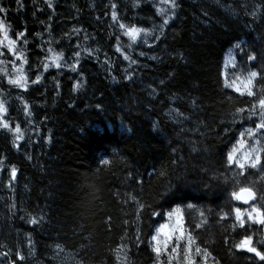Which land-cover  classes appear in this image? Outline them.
I'll use <instances>...</instances> for the list:
<instances>
[{"label": "trees", "instance_id": "trees-1", "mask_svg": "<svg viewBox=\"0 0 264 264\" xmlns=\"http://www.w3.org/2000/svg\"><path fill=\"white\" fill-rule=\"evenodd\" d=\"M176 3L172 10L164 0H51L49 8L48 0H0L10 37L26 33L28 43L17 46L29 61L27 90L0 73L6 119L24 131L14 147L12 133L0 130V253H8L0 264H120L121 244L129 264H167L170 251L158 261L151 237L174 209L211 253L206 264H261L228 250L225 237H240L219 213L244 206L231 199L241 186L264 196V172L249 169L238 184L239 169L226 161L260 121L247 111L255 100L224 86L249 70L264 72V0ZM120 23L148 29L151 43L143 32L131 41ZM152 35L160 39L152 43ZM49 48L62 54L59 68L45 59ZM0 61L10 74L20 63L3 46ZM254 91L264 94V78ZM237 108L246 110L234 115ZM257 139L264 147V130ZM129 194L151 205L139 218ZM249 234L264 238V227L250 226ZM18 251L25 260H16Z\"/></svg>", "mask_w": 264, "mask_h": 264}, {"label": "snow or ice", "instance_id": "snow-or-ice-1", "mask_svg": "<svg viewBox=\"0 0 264 264\" xmlns=\"http://www.w3.org/2000/svg\"><path fill=\"white\" fill-rule=\"evenodd\" d=\"M166 4H170L171 9L174 10L177 7L176 0H164ZM18 5L21 4V0H16ZM48 7L51 8V0H48ZM111 8L113 9L111 13V17L113 21L118 19L117 12L115 11L116 5L112 4ZM8 10L2 6H0V13H6ZM158 13L162 12L163 9H158ZM174 15V12H172ZM255 15V12L252 13ZM43 23V22H42ZM169 23V19H164L162 24L160 25L161 29L164 25ZM120 29L124 30V35L127 36L131 41L135 42L137 37L143 32L145 43H147V38L151 33L148 29H141L136 27L135 25L128 27L123 23L119 25ZM11 25H7L4 19H0V46H3L7 49L8 53H10L13 57H15L16 61H19V65H17L14 61L12 62V73L10 74L7 68L0 67V73H3L7 78V82L9 85L13 87H17L23 90H27L29 79L24 73L23 65L29 63L26 59L25 51L23 48H19L18 41L23 39V43L27 44L28 41L24 39L26 33L25 31H20L16 34V39H12L9 35V29ZM75 31H79L76 29ZM37 35H40L39 33ZM119 39V37L117 38ZM156 40H159V36H155ZM131 46V45H129ZM236 47H240V45H236ZM117 52L121 51V48L117 46ZM86 51H88L86 49ZM48 52L51 53L45 57L46 60L51 61V65L59 68L61 65L58 61L62 59V54H54L52 49L49 48ZM143 55V53H140ZM80 53L76 52L75 56H79ZM248 61H255L257 59L256 54H247ZM124 59H129L127 55L124 56ZM3 61H0L2 64ZM132 63H136L135 60ZM235 63H233V67L235 68ZM44 69H48L50 67L49 63L43 64ZM72 70L75 71V66H71ZM258 78H264V72L257 70H249L246 73H243L241 76H237L231 82L228 79H225L224 86L227 88H232L234 91L239 93L240 95H247L249 97H253L255 102L250 105L247 111L251 115H259L260 121L255 124L253 128H248L245 132L241 133V138L237 140L236 144L228 151L226 155V161L229 165H235L239 172L237 173V183L239 184V177H245L246 173L249 169H259L264 172V147H258L261 145V140L257 139V135L259 131L264 130V94L257 93L254 91L255 82H257ZM239 81V83H237ZM33 84L40 82V76H37L35 80L31 81ZM79 85H74V90ZM22 99V98H21ZM24 112L26 115L31 116V112L29 111V105L26 101L23 102ZM99 107V105H97ZM258 109V111H257ZM245 108H237L235 110L234 115H239L240 113L245 112ZM8 108L6 107V102L3 99H0V130H6L7 132L12 133L13 136V146L18 147V141L24 138V131L19 123H17L14 127L12 124L6 119L5 114L7 113ZM250 137L255 141V144H251L248 140L244 139V137ZM196 149L194 148L193 151ZM102 163H109V161L104 160ZM163 174V173H162ZM132 174L129 173V176ZM17 176V169L15 166L10 169V179L14 180ZM129 199L135 202L138 207L136 209L137 218H139L143 212L150 208L151 205H146L138 200V198L134 195L129 194ZM231 199L236 201H241L244 205H249V207H237L232 206L229 211H221L219 213V221H227L229 218L233 219V223L231 225V229L233 233L238 235L239 240L230 241L228 237H225V243L229 244L230 252H243L250 254L248 256L249 260H258L261 264H264V238L257 239L255 234H249V227L253 225H259L264 227V204L257 205L256 201L264 200V196L258 197L257 193L253 191L251 187H239L238 191L234 190L231 193ZM251 202V203H250ZM188 208H193L194 206L189 204ZM179 209L173 210V212L168 213L169 217H171L175 212H178ZM152 215H157L155 211H153ZM200 216L204 217V212H200ZM109 218V222H110ZM30 223H37V219L33 217ZM125 223H128L125 221ZM196 228L202 227L201 223H197L195 225ZM139 232V230H138ZM160 234H163L164 239H160ZM175 239L173 240V238ZM140 236L137 235V241H139ZM151 240L154 242L153 244V252L156 254L157 260L162 253H166L169 251V241H173V246L170 249L171 255L169 256L167 264H173L174 260L180 258L183 264H206L208 257L211 255L207 247H201L197 244L196 237L193 236L191 232H185L184 226L182 223V219L178 218L176 221L175 227H169L167 225H160L159 228L156 229V234L152 235ZM183 241V243H181ZM31 243V241H30ZM60 246L57 245V248ZM117 260L120 264H129L128 255H127V245L121 244L117 245V248L114 250ZM4 257L8 256V253H0ZM196 257H199L200 260H197ZM215 260V258H213ZM16 260L23 261L25 257L18 251L16 253ZM15 264V262H13ZM215 264H219V261H215Z\"/></svg>", "mask_w": 264, "mask_h": 264}, {"label": "rangeland", "instance_id": "rangeland-1", "mask_svg": "<svg viewBox=\"0 0 264 264\" xmlns=\"http://www.w3.org/2000/svg\"><path fill=\"white\" fill-rule=\"evenodd\" d=\"M0 19H2V18H0ZM142 40H144L145 41V39H142ZM149 40H147V42H148ZM149 43V42H148ZM237 83H239V81H237ZM251 144H255V141L254 140H252V138H250V139H247ZM237 142V141H236ZM236 144V143H235ZM234 144V145H235ZM233 145V146H234ZM232 146V147H233ZM231 147V148H232ZM178 218H181L182 219V214L180 213V212H175L168 220H166L165 222H163L161 225H167V226H169V227H175L176 226V221H177V219ZM182 223H183V219H182ZM156 232L154 231L152 234L154 235ZM160 236L162 237V239H164V236H163V234H160ZM58 260H60V257H58Z\"/></svg>", "mask_w": 264, "mask_h": 264}, {"label": "bare ground", "instance_id": "bare-ground-1", "mask_svg": "<svg viewBox=\"0 0 264 264\" xmlns=\"http://www.w3.org/2000/svg\"><path fill=\"white\" fill-rule=\"evenodd\" d=\"M150 36V35H149ZM145 43V42H144ZM88 50H89V48H88ZM91 51V50H90ZM119 62V61H118ZM132 82V81H131ZM258 115V114H257ZM7 212V211H6Z\"/></svg>", "mask_w": 264, "mask_h": 264}, {"label": "water", "instance_id": "water-1", "mask_svg": "<svg viewBox=\"0 0 264 264\" xmlns=\"http://www.w3.org/2000/svg\"><path fill=\"white\" fill-rule=\"evenodd\" d=\"M241 204H242V202L241 201H239Z\"/></svg>", "mask_w": 264, "mask_h": 264}]
</instances>
